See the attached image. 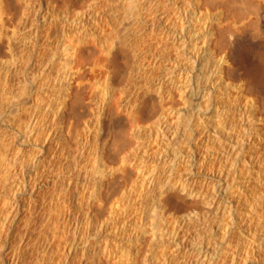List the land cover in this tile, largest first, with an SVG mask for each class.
Wrapping results in <instances>:
<instances>
[{"label":"bare ground","instance_id":"6f19581e","mask_svg":"<svg viewBox=\"0 0 264 264\" xmlns=\"http://www.w3.org/2000/svg\"><path fill=\"white\" fill-rule=\"evenodd\" d=\"M74 2L0 0L10 54L53 44L37 77L33 57L9 61L22 82L4 99L26 116L0 157V230L33 206L32 264H264V0ZM44 77L54 96L34 111Z\"/></svg>","mask_w":264,"mask_h":264},{"label":"rangeland","instance_id":"374dc122","mask_svg":"<svg viewBox=\"0 0 264 264\" xmlns=\"http://www.w3.org/2000/svg\"><path fill=\"white\" fill-rule=\"evenodd\" d=\"M72 1H75V0H72ZM80 2V0H76V2H74V3H77V2ZM7 2V1H6ZM6 2H5V4L4 5H8V3L6 4ZM78 2V3H79ZM9 6V5H8ZM36 6V5H35ZM5 7H7V6H5ZM32 18V17H31ZM30 22V21H29ZM29 22H27L28 23V25H27V23H25L24 25H22V27L20 26L18 29H19V37H26V36H28V26H30V24H31V22L29 23ZM17 26V25H16ZM23 26H24V28H23ZM21 29V30H20ZM57 29V31H59V28L57 27V28H55L54 30H52V31H55ZM12 31V29L11 28H9L6 32H4V34L6 33V34H10V32ZM53 33V32H52ZM21 34V35H20ZM54 34V33H53ZM26 35V36H25ZM55 35H56V33H55ZM21 38H19V41H18V44H15V46L13 47V49H12V51H11V54L7 51V49H5V44L4 43H0V109H2L3 110V114H2V116L5 118L6 116H11L12 118H11V120L9 121V122H4V119H2V120H0V139L2 140V141H0L1 143H0V157H3L4 158V161H6V160H9V159H12L13 158V156H14V153H12V148H10L11 147V144H12V142H11V140H12V136H14V134H16V130H18L19 128H20V126H21V124H22V121H23V119H24V117L26 116V113L24 114V113H22L23 111H21L17 116H13L14 114L11 112V104L9 103L10 101H8V100H6L5 101V99H6V96L5 95H8V97H10V94H9V92L10 91H8V89L10 88L11 90H13L12 88H16V87H18L19 88V86H21V85H19V82H22V75L20 74V75H18L17 73H16V75L15 74H11L10 72V75H9V73H6L7 72V70H9V61H10V58H12L14 55V57H15V59H17V61L18 62H20L19 64L21 65L24 61V63H25V65H26V60H27V58L28 57H30L31 58V60L33 59V68H31V71H30V73L32 74V73H34L35 75L34 76H38V74L41 72V71H44L43 69H44V67L47 65V66H49V59H50V56H51V53L49 52V50L51 51V49H52V45L53 44H50V45H48L47 47H45L44 45V47H42V45H41V47L40 48H42L43 50H41V52L42 53H40V51H38V53L39 54H41L42 56H36V57H31L30 55V52H29V54H28V52L27 51H29L27 48H24V45H25V43L24 42H27V41H25L23 38H22V41L20 40ZM3 41H4V39H3ZM24 41V42H23ZM19 42H21V43H23L22 45H23V47H21V43L19 44ZM64 42H65V40H64ZM64 43H62V47L60 48L61 50L59 51V55L57 54L56 55V58H55V61H54V64H53V67H51L52 69H51V71H50V74H51V77L52 76H54L55 74H56V70L58 69V67L60 66V64H59V60L58 59H60L61 58V56L63 57V51H65V49H63L64 48V46H65V44L63 45ZM18 46V47H17ZM49 46H50V48H49ZM37 47H39V46H37ZM22 48V49H21ZM25 50H27V51H25ZM39 48V49H40ZM46 48V49H45ZM47 48H49V49H47ZM18 49H19V52H18ZM15 50V51H14ZM22 50V51H21ZM45 50H48V51H45ZM22 53H21V52ZM25 53H24V52ZM44 51V52H43ZM13 52H15V53H13ZM85 53H86V51H84ZM83 54V55H88V54ZM26 54H28V55H26ZM65 54V53H64ZM12 56V57H11ZM13 57V58H14ZM24 58V59H23ZM38 58V59H37ZM86 58V57H85ZM85 58H84V61H85V63H86V61H87V63H88V61H89V58H88V56H87V58H86V60H85ZM29 59V58H28ZM36 59V61L37 62H35L34 60ZM88 59V60H87ZM22 62H21V61ZM42 60V61H41ZM42 62V63H41ZM38 63H40L39 65L40 66H38ZM24 64H22V69H23V66ZM57 65H59V66H57ZM38 66V67H37ZM36 67V68H35ZM35 68V69H34ZM86 68V67H85ZM84 68V69H85ZM86 71H85V73H84V75L82 76L83 78H84V82H87V81H89L87 78H90L88 75H89V72H88V70H87V68L85 69ZM88 74H87V73ZM37 73V74H36ZM15 75V76H14ZM33 75V74H32ZM44 75V74H43ZM12 76V77H11ZM17 76V77H16ZM21 77V78H19V81H18V77ZM87 77V78H86ZM12 78H14V80L12 79ZM17 78V79H16ZM86 78V79H85ZM17 81H16V80ZM38 79V78H37ZM45 79V77L44 78H41V79H38L39 81H40V84H39V81H37L38 83V86H36L35 88H37L38 89V87H40V86H42V85H45V83H47V81L46 80H44ZM15 81V82H14ZM42 81V82H41ZM45 83H44V82ZM51 82V81H50ZM43 83V84H42ZM17 86H16V85ZM21 84V83H20ZM48 84V83H47ZM13 87H12V86ZM49 86H48V88H47V86H42L39 90H41V93H42V95H40L39 94V96H42V97H39L38 95V97L36 96H33V97H35V98H37V99H33V101H35V102H33V103H29V106L30 107H32V108H34V109H32V110H34L35 111V109H36V105L35 104H37V101H38V104L39 103H41V105H48V100L47 99H50L49 97L51 96V98H52V96H54V91H50V83L48 84ZM16 86V87H15ZM2 87V88H1ZM44 87V88H43ZM4 88V89H3ZM9 89V90H10ZM37 89H34V90H37ZM46 91H45V90ZM86 89H87V87H86ZM43 90V91H42ZM8 91V92H7ZM84 95H85V97H87V93H88V95H90L89 94V90H88V92H87V90H85V88H84ZM2 92H3V94H2ZM87 92V93H86ZM43 94H45L44 96H43ZM51 94H53V95H51ZM5 96V97H4ZM7 97V98H8ZM48 97V98H47ZM5 98V99H4ZM40 98V99H39ZM6 102H4L3 100ZM9 99V98H8ZM42 99V100H41ZM89 99V97H87L85 100H88ZM4 103H3V102ZM47 101V102H46ZM3 103V106H2V103ZM31 104V105H30ZM5 105V106H4ZM40 105V106H41ZM2 106V107H1ZM35 106V107H34ZM177 106H178V104H177ZM26 107H28V106H26ZM5 108V109H4ZM41 108V107H40ZM31 109V108H30ZM37 112H39V110H37ZM11 114H13V115H11ZM7 119V118H6ZM3 142V143H2ZM5 143V144H4ZM4 144V145H3ZM10 144V145H9ZM6 147V148H5ZM31 146H28V147H26L25 149L24 148H22V153H21V156H25V158H24V156H23V158L24 159H27V157H28V155L29 156H31L32 154V152H30V150L31 151H34L33 150V148L31 147ZM185 151L187 152V154H188V156L190 155V156H194L193 154H197L198 155V153H200L201 155H202V153H203V151H201V152H197V150L195 149V145L193 144V147L192 148H190L189 149V146H186L185 148ZM27 150V151H26ZM25 151V152H24ZM35 153V152H34ZM13 154V155H12ZM31 154V155H30ZM3 155V156H2ZM203 156V155H202ZM12 157V158H11ZM6 158V159H5ZM170 160L172 161L173 160V158L171 157L170 158ZM168 164V163H167ZM166 164V165H167ZM183 169V168H182ZM184 177H185V175H184ZM9 182L10 181H8V183L6 182V186H8L9 185ZM8 184V185H7ZM24 206V209L26 210L25 212H24V210H22L23 208H21L20 209V211H19V213H18V215H17V217L15 218V219H9L8 221L10 222L11 220V222L13 223L12 225H10V227L9 226H5V228L1 231L0 230V249H1V247H3V245H4V247L0 250V257L1 256H3V257H1L0 258V264H8L9 263V261H10V254H11V250L10 251H7V250H9V249H13L14 248V244H18L19 242V240L18 239H20V237H23L25 234V236L27 237V235H28V237H30V238H26V239H28V240H26L25 239V242L23 243V245H22V248H23V246H24V244L25 243H27V245L25 244V247H27L28 245V249H26L25 247H24V249L21 251V253H22V255L23 256H21V258L22 259H20V263L22 264L23 262H24V260L26 261V258H27V261L26 262H24L23 264H32V262L31 261H33L34 260V262H35V258L37 257V258H39L41 255V251L40 252H38L39 250H41L43 247L42 246H44L43 245V243H41V245L39 246L38 245V251L37 250H35V248L34 247H32V243L33 242H36L35 240L36 239H38V236H39V233L41 232L40 230V227H41V224H40V222L39 221H41V219L39 218L40 216L39 215H33V217H32V220L31 221H34V222H32V223H30L31 221H29V223H30V225H29V223L28 224H26L27 222H28V219H29V217L30 216H32V215H30L31 213V210H30V208H33V206L32 207H28V209H27V204L25 205H23ZM184 209V208H183ZM182 208H180V206L179 205H176V206H173V208H172V211L170 212L171 214V216L173 215V217L174 218H176V219H181L183 216H185L186 214L185 213H187V211L188 210H186L185 211V209H184V211H182L183 210ZM28 210V211H27ZM30 210V211H29ZM27 212V213H26ZM184 212V213H183ZM26 213V214H25ZM181 213H183V216L181 215ZM188 213H189V211H188ZM24 214V215H23ZM28 215H30L29 217H28ZM25 219H24V218ZM27 217H28V219H27ZM13 218V217H12ZM39 218V219H38ZM171 217H169V219H170ZM26 219H27V221H26ZM34 219V220H33ZM15 220V221H14ZM30 220V219H29ZM37 220V221H36ZM39 220V221H38ZM26 221V222H25ZM9 222H7V223H9ZM10 222V223H11ZM25 222V223H24ZM38 222V223H37ZM24 228H23V227ZM29 227V228H27L26 229V227ZM39 226V227H38ZM7 229V230H6ZM23 229V230H22ZM32 229V230H31ZM6 231H7V233H6ZM11 231V232H10ZM30 231V232H29ZM33 231V232H32ZM37 231V232H36ZM40 231V232H39ZM5 233V234H4ZM192 233H193V231H190V234H191V236H192ZM8 236H7V235ZM13 235V236H9V235ZM16 234V235H15ZM19 234V235H18ZM24 234V235H23ZM37 234V235H36ZM190 234L189 233H186V235H185V238L182 240V242H183V245H184V243H185V245L186 244H188V242H187V240H189V237L188 236H190ZM5 235V236H4ZM19 236V237H18ZM11 237V238H10ZM17 237V238H16ZM36 237V238H35ZM6 238V239H5ZM13 239V240H12ZM17 239V240H16ZM34 239V240H33ZM27 241V242H26ZM3 242V243H2ZM12 242V243H11ZM16 242H18V243H16ZM9 243V244H8ZM31 243V244H30ZM3 244V245H2ZM6 244V245H5ZM11 244V245H10ZM12 244H13V246H12ZM40 244V243H39ZM8 246H10V248L8 247ZM32 248H31V247ZM11 247H13V248H11ZM41 247V248H40ZM5 248V249H4ZM34 248V249H33ZM175 248V247H174ZM174 248H172V249H174ZM26 249V250H25ZM32 249V250H31ZM34 250L36 251V252H34ZM3 251V253H1ZM24 251V252H23ZM26 251V252H25ZM33 252V253H32ZM38 252V254H36ZM8 254V257H6L7 256V254ZM10 253V254H9ZM31 253V254H30ZM35 253V254H34ZM40 253V254H39ZM174 253V252H173ZM25 255V256H24ZM40 255V256H39ZM146 255V257L147 258H149L150 257V255L146 252V253H143V255H142V257H144ZM29 256V257H28ZM31 256H32V258H31ZM33 256H34V258H33ZM39 256V257H38ZM142 257H141V259H142ZM4 258V259H3ZM29 258V259H28ZM24 259V260H23ZM31 259V260H30ZM33 259V260H32ZM48 260V259H47ZM30 262V263H29ZM33 262V263H34ZM55 261H53V263H54ZM53 263H51V264H53Z\"/></svg>","mask_w":264,"mask_h":264}]
</instances>
